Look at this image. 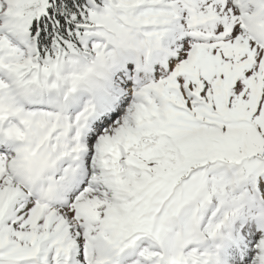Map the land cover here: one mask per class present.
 <instances>
[{"label": "snow or ice", "instance_id": "obj_1", "mask_svg": "<svg viewBox=\"0 0 264 264\" xmlns=\"http://www.w3.org/2000/svg\"><path fill=\"white\" fill-rule=\"evenodd\" d=\"M0 264H264V0H0Z\"/></svg>", "mask_w": 264, "mask_h": 264}]
</instances>
